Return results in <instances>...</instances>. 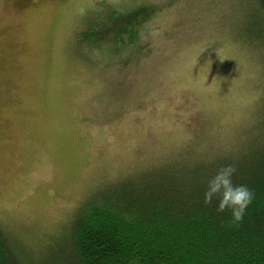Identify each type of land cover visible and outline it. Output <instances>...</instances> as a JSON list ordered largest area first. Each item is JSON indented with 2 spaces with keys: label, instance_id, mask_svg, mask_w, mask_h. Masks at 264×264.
Segmentation results:
<instances>
[{
  "label": "rangeland",
  "instance_id": "rangeland-1",
  "mask_svg": "<svg viewBox=\"0 0 264 264\" xmlns=\"http://www.w3.org/2000/svg\"><path fill=\"white\" fill-rule=\"evenodd\" d=\"M250 2L0 0V228L21 252L67 244L100 187L234 144L264 94V53L239 31ZM136 9L154 13L139 59L91 49L92 30L75 50Z\"/></svg>",
  "mask_w": 264,
  "mask_h": 264
},
{
  "label": "trees",
  "instance_id": "trees-1",
  "mask_svg": "<svg viewBox=\"0 0 264 264\" xmlns=\"http://www.w3.org/2000/svg\"><path fill=\"white\" fill-rule=\"evenodd\" d=\"M250 3L246 22L239 29L241 41L264 53V0ZM138 9L111 12L108 16L115 27L108 32L103 20L88 24L75 35V50L92 30L96 39L91 49L107 40L113 55L128 50L124 62L130 55L134 61L139 59L144 41L141 31L154 13L138 17ZM110 59L107 62L112 63L114 59ZM262 97L259 107L253 108V123L238 133L231 147L196 157L185 154L184 160L165 161L100 187L99 195L77 211L67 244L52 246L54 249L37 260L21 252L0 228V264H264V94ZM230 163L238 169L233 182L246 184L255 192L239 226L229 224L228 212L217 213L215 202L203 204L207 179L218 167Z\"/></svg>",
  "mask_w": 264,
  "mask_h": 264
},
{
  "label": "clouds",
  "instance_id": "clouds-1",
  "mask_svg": "<svg viewBox=\"0 0 264 264\" xmlns=\"http://www.w3.org/2000/svg\"><path fill=\"white\" fill-rule=\"evenodd\" d=\"M237 170V166L232 163L218 167L215 173L207 179L203 192V204L212 206L215 202L217 213L228 212L231 226H239L248 206L255 198L253 189L246 184L233 182V176Z\"/></svg>",
  "mask_w": 264,
  "mask_h": 264
}]
</instances>
